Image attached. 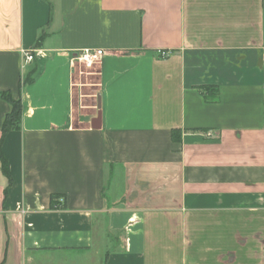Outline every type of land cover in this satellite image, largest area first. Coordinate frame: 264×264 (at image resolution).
<instances>
[{
    "label": "crops",
    "instance_id": "1",
    "mask_svg": "<svg viewBox=\"0 0 264 264\" xmlns=\"http://www.w3.org/2000/svg\"><path fill=\"white\" fill-rule=\"evenodd\" d=\"M2 91L0 264H264V0H0Z\"/></svg>",
    "mask_w": 264,
    "mask_h": 264
},
{
    "label": "trees",
    "instance_id": "2",
    "mask_svg": "<svg viewBox=\"0 0 264 264\" xmlns=\"http://www.w3.org/2000/svg\"><path fill=\"white\" fill-rule=\"evenodd\" d=\"M43 35L40 36L39 40H41ZM34 73L35 70L30 72L24 78L23 84H29L34 80ZM204 89V88H202ZM1 97L8 101L11 105V110L5 115L3 124H2V136L0 138V159L3 164V170L5 173L8 174L7 171V159L4 155L2 144L5 139L7 133L11 130H18L21 128L22 125V116H23V103L21 98H14L9 91H2L0 93ZM57 195H52L51 197V205L53 208L59 207V204L56 202Z\"/></svg>",
    "mask_w": 264,
    "mask_h": 264
},
{
    "label": "built area",
    "instance_id": "3",
    "mask_svg": "<svg viewBox=\"0 0 264 264\" xmlns=\"http://www.w3.org/2000/svg\"><path fill=\"white\" fill-rule=\"evenodd\" d=\"M161 55L163 57H167L169 55V52L167 51H161ZM38 56H45L43 53V50L40 48H35L31 50H26L23 54V68H26L28 64L32 63L36 57ZM100 58V52L99 51H91V50H85L82 51L80 54H77L73 60L72 65L75 66L77 63H82L88 67L95 64L97 61H99Z\"/></svg>",
    "mask_w": 264,
    "mask_h": 264
},
{
    "label": "rangeland",
    "instance_id": "4",
    "mask_svg": "<svg viewBox=\"0 0 264 264\" xmlns=\"http://www.w3.org/2000/svg\"><path fill=\"white\" fill-rule=\"evenodd\" d=\"M82 70L84 73L81 75V78H77L76 82V104L78 107L82 104V102H86V99L84 97V93H88L89 90L93 89L94 87H81V84H87V83H95L97 82V74L95 72L97 71L96 64H93L92 66L88 67L86 65H82ZM87 71H91V74H88ZM83 89V90H82Z\"/></svg>",
    "mask_w": 264,
    "mask_h": 264
},
{
    "label": "water",
    "instance_id": "5",
    "mask_svg": "<svg viewBox=\"0 0 264 264\" xmlns=\"http://www.w3.org/2000/svg\"><path fill=\"white\" fill-rule=\"evenodd\" d=\"M100 120H101V113H99L98 117L95 118L94 123H93V126L94 127H97V123L96 122H100Z\"/></svg>",
    "mask_w": 264,
    "mask_h": 264
}]
</instances>
